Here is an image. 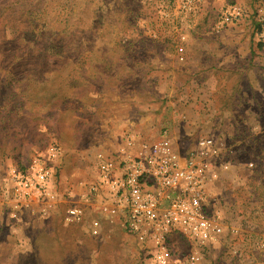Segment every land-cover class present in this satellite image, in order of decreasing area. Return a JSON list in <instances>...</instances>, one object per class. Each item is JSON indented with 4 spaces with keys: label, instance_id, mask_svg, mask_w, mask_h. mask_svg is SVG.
<instances>
[{
    "label": "rangeland",
    "instance_id": "374dc122",
    "mask_svg": "<svg viewBox=\"0 0 264 264\" xmlns=\"http://www.w3.org/2000/svg\"><path fill=\"white\" fill-rule=\"evenodd\" d=\"M170 1L0 0V264H154L121 220L85 202L86 220L67 223L65 201L96 179L99 153L163 130L177 150L214 138L230 165L212 191L227 229L203 264L264 261V0H205L183 61L182 26L161 18ZM233 4L242 20L219 29ZM199 45L209 54L196 58ZM194 58L227 82L196 85ZM36 157L56 195L14 217L7 176Z\"/></svg>",
    "mask_w": 264,
    "mask_h": 264
},
{
    "label": "built area",
    "instance_id": "2783aa9c",
    "mask_svg": "<svg viewBox=\"0 0 264 264\" xmlns=\"http://www.w3.org/2000/svg\"><path fill=\"white\" fill-rule=\"evenodd\" d=\"M204 4L205 0H171L162 13V20L182 26L178 35L181 61L183 43L188 40L184 24L195 20ZM258 12L263 18L264 10ZM243 16L239 4L230 5L219 15L217 27L239 23ZM129 146L133 147L129 153L97 155L96 179L82 181L79 192L69 194L76 199L65 201V221L84 222L88 217L85 202H91L101 215L121 220L154 264H203L205 251L221 240L227 229L212 194L213 187L230 168L221 157V145L205 137L185 150H177L167 130H163L156 140L137 146L131 139ZM49 153L48 158L56 156L54 148ZM9 173L14 217L30 205L44 203L56 195L55 170L45 157H36ZM99 227L100 222L94 221L95 232ZM183 244L184 248L177 247Z\"/></svg>",
    "mask_w": 264,
    "mask_h": 264
},
{
    "label": "crops",
    "instance_id": "0c3cea01",
    "mask_svg": "<svg viewBox=\"0 0 264 264\" xmlns=\"http://www.w3.org/2000/svg\"><path fill=\"white\" fill-rule=\"evenodd\" d=\"M237 47H232L230 50L233 51V50H236ZM240 50V49H239ZM193 53L196 55L197 54V57H200L201 55L203 54H209L208 51H206L205 49V46H202V45H199V46H196L194 47L193 49ZM196 58H194V65L193 66V70H198L199 71V74H197L195 76V81H196V85H201V86H207L209 85L210 86H215L217 83L219 82H227V79L226 78H218L217 77V73H216V68L213 67L212 63L213 64H217L219 62H214V61H210V60H196ZM201 58V57H200ZM234 58V59H233ZM233 61H231L230 63H233L234 61H236V59L240 58H236L233 56ZM226 62H221L219 65H222ZM227 64H225L226 66ZM207 95V100H209V105H210V102H212V100L209 98L210 97V92L209 94H205V96ZM210 110V109H209ZM133 131V130H132ZM131 139L134 141V142H141V141H146V140H143L137 133L135 132H132L131 135ZM125 149V148H124ZM131 151H126V153H129ZM218 183V182H217ZM216 183V186L213 187V190H215L214 188H216L218 185ZM214 192V191H213Z\"/></svg>",
    "mask_w": 264,
    "mask_h": 264
}]
</instances>
